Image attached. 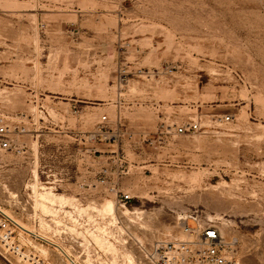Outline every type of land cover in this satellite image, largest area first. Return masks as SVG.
I'll return each mask as SVG.
<instances>
[{
    "label": "rangeland",
    "instance_id": "1",
    "mask_svg": "<svg viewBox=\"0 0 264 264\" xmlns=\"http://www.w3.org/2000/svg\"><path fill=\"white\" fill-rule=\"evenodd\" d=\"M2 123L0 207L57 241L66 214L78 264H152L193 217L264 264V0H0Z\"/></svg>",
    "mask_w": 264,
    "mask_h": 264
},
{
    "label": "built area",
    "instance_id": "2",
    "mask_svg": "<svg viewBox=\"0 0 264 264\" xmlns=\"http://www.w3.org/2000/svg\"><path fill=\"white\" fill-rule=\"evenodd\" d=\"M227 119L230 115L226 116ZM106 119V116L103 117ZM199 125L191 121L187 125L177 127L178 132L185 130H197ZM11 128L8 124H0V149L21 152L24 145L11 136ZM101 177L95 182L86 184L87 190H95L97 182H107V169L101 171ZM83 186V185H82ZM109 191L117 195L119 205L125 207L131 200V195L121 192L116 185L108 186ZM82 204V202H80ZM73 204L71 207H75ZM66 206V205H65ZM56 221L57 230L60 229L57 241L53 237H43L42 233L25 229L12 214L0 207V255L6 260L16 264H57L46 253L43 246H51L56 249L61 261L67 264H78L74 257V243L78 241L77 235L68 229L69 222L65 219ZM194 226L188 222L183 224V229L192 235L191 239H175L170 242L153 244V249L148 250L147 258L152 264H230L232 262V241H228L221 233L219 227L211 222H200L193 217ZM42 234V235H41ZM64 234V237H62ZM110 237L108 236L107 239ZM66 240L70 244L66 243ZM143 246L142 243H139Z\"/></svg>",
    "mask_w": 264,
    "mask_h": 264
},
{
    "label": "bare ground",
    "instance_id": "3",
    "mask_svg": "<svg viewBox=\"0 0 264 264\" xmlns=\"http://www.w3.org/2000/svg\"><path fill=\"white\" fill-rule=\"evenodd\" d=\"M35 175L37 176V172L35 171ZM41 196L45 199V200H54L56 197L57 198H60V199H62V198H64V195L63 194H56V193H53V192H51V191H49V192H47V193H43V194H41ZM69 198V197H68ZM68 201V200H67ZM72 203V202H71ZM128 208V207H127ZM102 209V208H101ZM105 210H108V211H111L112 213H115L116 212V206H115V204L112 202V201H109L106 205H105ZM125 211H127V210H125ZM129 212V211H128ZM105 213V212H104ZM125 213V212H124ZM112 218V217H111ZM18 220V219H17ZM20 222V221H19ZM21 223V225L25 228V229H27V230H30V231H34V229H31V228H29V227H27L24 223H22V222H20ZM41 232V231H40ZM42 235V234H41ZM46 234H43L42 236L43 237H45V238H47L46 236H45ZM137 239H139V237L137 238ZM140 245V244H139ZM44 251H46V250H44ZM77 260V259H76ZM238 262V261H237ZM237 264H240V262L239 263H237Z\"/></svg>",
    "mask_w": 264,
    "mask_h": 264
}]
</instances>
